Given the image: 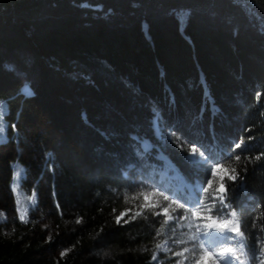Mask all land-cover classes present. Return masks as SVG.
Listing matches in <instances>:
<instances>
[{
  "label": "trees",
  "instance_id": "1",
  "mask_svg": "<svg viewBox=\"0 0 264 264\" xmlns=\"http://www.w3.org/2000/svg\"><path fill=\"white\" fill-rule=\"evenodd\" d=\"M0 111V264H153L144 194L195 207L208 164L264 246V0H0Z\"/></svg>",
  "mask_w": 264,
  "mask_h": 264
},
{
  "label": "rangeland",
  "instance_id": "2",
  "mask_svg": "<svg viewBox=\"0 0 264 264\" xmlns=\"http://www.w3.org/2000/svg\"><path fill=\"white\" fill-rule=\"evenodd\" d=\"M30 61L27 55L20 54L16 60L10 59L7 65L11 67L19 77H22L20 69L27 66ZM22 81H24V79H22ZM0 125L3 126V132H0V141H2L5 138L6 128L3 117L2 120H0ZM150 126L156 140H162L163 136H169L168 131L161 128L160 118L155 112L152 113ZM187 158L193 163H206L204 155L197 151H195L194 154L193 150H191ZM208 167V181L211 179V187H209L208 181L204 188L199 186L198 182L195 181L187 183L185 186L176 182L178 187H183L186 192H192V190H194L200 193V199L195 200V207H190L185 204L181 205L178 201L168 198L165 199V197H161L160 192L152 187H149L147 193L144 194L142 198L143 207L153 209L155 213H158L164 219V229L157 243V245H161V247H157V245L155 247L153 253L155 259H153V264H178V262H182V264H197L199 256L205 251H207V255L204 256L200 264H213V261H216L217 264H221L219 256L213 253H219L225 247L236 249L237 255H239V249L242 244L241 237L232 231L221 233L216 228V224H227L229 229L237 228L235 217L230 215L231 212H226L224 216H222V219L213 218L211 212L204 208V206L207 205V208L211 209L213 206L212 204L217 199L218 193H222V187H219V184L224 178L228 177V174L222 167L211 164H208ZM213 169H215V175H213ZM15 181L14 187L18 184L17 176ZM205 189H207V191H205ZM207 197H210V203H207ZM178 205L182 207H177ZM193 211L196 212V215L192 214ZM120 218L121 216L119 219ZM1 219L2 217H0V220ZM213 221H215V224ZM208 225H212V227L208 228ZM204 232H207L208 235L203 236L202 233ZM193 236H198L199 238L192 239ZM225 237H231V239H226ZM201 245H203V247H201ZM185 248L188 249L187 252L184 251ZM261 248H264V246L260 247L256 255L259 259H252L249 255L240 256V259L244 261V264H262V261H264V254L261 253ZM181 252H183V255H177V253ZM248 260H250V263H248ZM233 264H240V260H234Z\"/></svg>",
  "mask_w": 264,
  "mask_h": 264
},
{
  "label": "snow or ice",
  "instance_id": "3",
  "mask_svg": "<svg viewBox=\"0 0 264 264\" xmlns=\"http://www.w3.org/2000/svg\"><path fill=\"white\" fill-rule=\"evenodd\" d=\"M23 91L25 92V94L27 95H31L30 90L28 89L27 86H25V88L23 89ZM0 120H2V112H0ZM0 132H3V126L0 125ZM239 147V145H238ZM194 154H195V150H193ZM237 160H239V156L236 157ZM234 171V170H233ZM213 175H215V169H213ZM15 179V177H14ZM230 179H234V177H230ZM209 187H211L212 181L211 179L208 181ZM15 190V189H14ZM205 191H207V189H205ZM165 199H167V197H165ZM218 199L220 200V203L223 207H230V204H225L224 203V195L223 193L220 195V197H218ZM199 203V202H197ZM177 207H182L181 205H178ZM213 207H215V205H213ZM205 209H207L209 212L212 211V209H208L207 205L204 206ZM203 210V209H202ZM217 211V216L218 218L222 219V217H219V212L220 209H216ZM193 215H196V212L193 211L192 213ZM231 216L235 217L237 215V213L233 210L230 213ZM3 216V213H0V217ZM80 221L78 220L77 223H79ZM120 220L119 218H117V223H119ZM213 223L215 224V221H213ZM208 228H211L212 225H208ZM216 228L217 230H219L221 233L227 232V231H232L235 232L237 235L243 237V233H241L239 231V224H237V228L235 229H229L227 224H216ZM199 231V230H198ZM203 236H207L208 233L204 232L202 233ZM198 236H193L192 239H198ZM226 239H231V237H225ZM247 246L246 240L244 243L241 244L240 249H239V255H237V250L232 248V247H225L223 248L219 253L214 252V255H218L219 256V261L221 262V264H233L234 260H240V264H244V261L240 259V256H245L247 255V253L244 252V248ZM157 247H161V245H157ZM201 247H203V245H201ZM185 252L188 251L187 248L184 249ZM261 253L264 254V248H261ZM61 255H64V253H62ZM177 255H183V252L181 253H177ZM207 255V251L203 252L200 256L199 259L197 260V264H200L201 261H203L204 256ZM153 259H155V257H153ZM252 259H259V257H252ZM178 264H182V262H178ZM213 264H217L216 261H213ZM262 264H264V261H262Z\"/></svg>",
  "mask_w": 264,
  "mask_h": 264
}]
</instances>
